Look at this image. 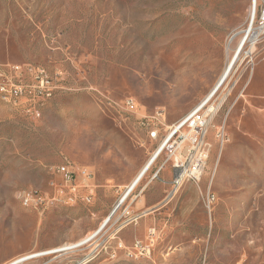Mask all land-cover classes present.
Returning <instances> with one entry per match:
<instances>
[{
  "label": "rangeland",
  "instance_id": "rangeland-1",
  "mask_svg": "<svg viewBox=\"0 0 264 264\" xmlns=\"http://www.w3.org/2000/svg\"><path fill=\"white\" fill-rule=\"evenodd\" d=\"M251 2L0 0V62L42 65L55 85L39 118L0 97V264L93 232L164 129L205 102L203 172L168 199L152 235L144 216L127 221L135 214L129 197L88 243L22 264L86 257L82 264H264V0H256L252 14ZM252 19L257 40L205 101L232 55L227 39L236 33L235 48ZM193 68L209 75L198 91L181 73ZM125 97L135 100L134 113L116 105ZM158 110L164 120L150 139L144 117ZM164 159L162 152L152 166ZM66 160L93 173L94 200L43 213L23 206L18 193L45 189ZM140 226L139 242L149 253L133 245L131 231Z\"/></svg>",
  "mask_w": 264,
  "mask_h": 264
},
{
  "label": "built area",
  "instance_id": "built-area-1",
  "mask_svg": "<svg viewBox=\"0 0 264 264\" xmlns=\"http://www.w3.org/2000/svg\"><path fill=\"white\" fill-rule=\"evenodd\" d=\"M54 89L53 78L46 67L30 63L0 62V92L9 100V106L18 113L39 118V108L42 103L51 98ZM116 105L130 113L135 112L136 103L131 97H125ZM202 108L203 106L198 107L187 117L164 129L161 141L163 140L162 152L165 153V159L158 165L153 176L159 172L166 161L170 162L171 179L166 199L172 198L185 182L197 183L203 172L208 157V143L205 138L206 121L200 114ZM144 118L147 137L156 139L159 126L164 120V111H155ZM161 154L156 155L152 163ZM52 175L45 189L23 188V206L43 213L60 204L70 205L74 202L90 204L93 201L94 176L85 167L74 166L66 160L53 168ZM120 202L116 203L112 212L120 206ZM142 216L143 213H135L127 221H135ZM153 233V230L149 229V234ZM134 247L139 248L140 254L149 253V248L142 246L138 241H135ZM115 253V249H112L111 254L114 256ZM88 259L89 257H86L76 264H82Z\"/></svg>",
  "mask_w": 264,
  "mask_h": 264
},
{
  "label": "bare ground",
  "instance_id": "bare-ground-1",
  "mask_svg": "<svg viewBox=\"0 0 264 264\" xmlns=\"http://www.w3.org/2000/svg\"><path fill=\"white\" fill-rule=\"evenodd\" d=\"M255 8H256V0H252L251 7H250L251 14L255 13ZM258 28H260V27H254L253 26V19H252L251 22L249 23V25L243 30V34H242L241 38L237 42L236 47L233 49L231 47V43H232V40L234 39V36L236 33L227 39L226 44H225V50L227 52H229L230 50H233L232 55H231L228 63L226 64L224 70L222 71L221 75L218 77V80L215 82V84L213 85V87L211 88L209 93L206 95L205 101L208 100V98H210L214 94V92L221 86V84L229 76L234 63L239 58L240 54L243 53L245 45L248 42L249 43L251 42V45H253L255 43V41L257 40V38L260 34V30H257ZM249 52H250L249 50L244 51L245 54H247ZM173 63L170 64V66L172 68L171 70L174 69ZM181 73L186 77V79L188 81L187 85L190 86L191 88L195 89V91L200 90L205 85L207 77L209 76L207 74V71L203 70L202 68L187 69V70L181 71ZM0 97L9 103V100L7 99V97H3L1 92H0ZM203 102H204V100H203ZM205 104H206V102L201 104V105L204 106ZM41 110H43V109H41ZM39 116H41L40 115V108H39ZM162 146H163V140L158 143V145L156 146V148L154 149L152 154L149 156V159L143 164V166L140 168V170L138 171L137 175L133 178L131 183L128 186H126L124 188V190L121 192L116 203L121 201L120 202V205H121L122 203L125 202L127 196L133 190L134 186L137 184V182L140 180V178L143 176V174L147 171L148 167L152 164V161L154 160L155 156L161 154ZM15 195H17V193H15ZM22 197H23V191L18 193V198L23 203ZM116 203H115V205H116ZM112 210L110 212H112ZM115 211H116V209L112 212V214L110 216H109L110 212L107 214V216H104V218L101 220L98 227L93 232H90L89 234H87L85 237L79 239L78 241L64 243L62 245H59V246H56V247H53L50 249L42 250V251L27 253V254L21 255L19 257L13 258L12 260L8 261L5 264H18L19 262H22L24 259H28L31 257L40 256V255H44L47 253H53V252H66V251H69V250H72L75 248H79L80 246L88 243L90 240L95 238L102 231V229L110 221V219H111L112 215L115 213Z\"/></svg>",
  "mask_w": 264,
  "mask_h": 264
},
{
  "label": "crops",
  "instance_id": "crops-1",
  "mask_svg": "<svg viewBox=\"0 0 264 264\" xmlns=\"http://www.w3.org/2000/svg\"><path fill=\"white\" fill-rule=\"evenodd\" d=\"M152 164L148 167L147 171L143 174V176L134 186L133 190L127 196V198L130 197L129 200H131L132 210L135 213H143L144 219L142 222V226L145 227L149 226L148 232L149 229H152L153 232H155L154 225H158L160 222L162 223L165 215L168 212V209L170 208L167 207L169 200L166 199V192L168 190L169 181L171 179V167L163 166L159 170V172L155 176H153V173L155 172L158 166L156 165L152 166ZM151 168L153 170H151V172L148 173ZM132 180L133 179H131L130 182L124 186V188L128 186ZM188 184L189 181L185 182L183 185L184 187H188ZM96 186L97 185L95 184V195H96ZM122 191H120L119 194H121ZM95 195L93 197V200L95 198ZM142 226H140L139 228H135L134 230L131 231V236L134 238L133 245L135 241L138 242L140 241L139 238L142 236ZM35 257H39V256H35ZM35 257H31V258H35ZM31 258L25 259L23 260V262L19 264H22Z\"/></svg>",
  "mask_w": 264,
  "mask_h": 264
},
{
  "label": "water",
  "instance_id": "water-1",
  "mask_svg": "<svg viewBox=\"0 0 264 264\" xmlns=\"http://www.w3.org/2000/svg\"><path fill=\"white\" fill-rule=\"evenodd\" d=\"M112 212H110L109 216L111 215Z\"/></svg>",
  "mask_w": 264,
  "mask_h": 264
}]
</instances>
